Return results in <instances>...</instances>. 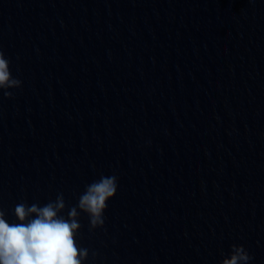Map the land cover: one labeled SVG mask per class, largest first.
Returning a JSON list of instances; mask_svg holds the SVG:
<instances>
[{"label":"clouds","instance_id":"clouds-1","mask_svg":"<svg viewBox=\"0 0 264 264\" xmlns=\"http://www.w3.org/2000/svg\"><path fill=\"white\" fill-rule=\"evenodd\" d=\"M21 80L13 77L10 61L0 49V90L12 97L8 89L21 87ZM117 191V177L101 176L86 186L78 203L72 206L67 217L61 215L66 207L62 193L54 201L40 206L19 203L14 208L18 223H10L0 209V264H83L88 250L76 241L81 228V212L89 217L90 229L103 227L104 211ZM252 259L243 245H232L230 257L220 264H248Z\"/></svg>","mask_w":264,"mask_h":264}]
</instances>
